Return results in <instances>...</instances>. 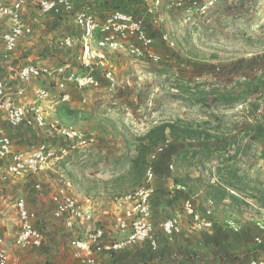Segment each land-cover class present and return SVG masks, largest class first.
<instances>
[{
  "label": "rangeland",
  "instance_id": "374dc122",
  "mask_svg": "<svg viewBox=\"0 0 264 264\" xmlns=\"http://www.w3.org/2000/svg\"><path fill=\"white\" fill-rule=\"evenodd\" d=\"M172 1L177 0H162V8L153 17H146V32L153 39L152 51L161 56L159 63L137 61L111 53L108 63L116 78L115 86L110 88L101 71L95 69L100 87L81 91L69 83L65 93L70 95V100L64 102L59 101V91L48 78L34 80L28 86L27 100H32L30 91L37 87L48 90L49 97L43 107L49 121L75 128L94 138L95 142L89 147H77L64 160L38 175L13 179L0 172V236L9 248L8 264H79L72 259L66 245L67 232L51 219L50 195L60 188L87 205L94 213L97 225L102 224L113 236L116 231L115 199L134 190L144 178L149 153L141 167L134 164L137 140L164 122L181 120L185 124L200 126L210 130V134L221 142L228 141L229 146L193 157L190 153L204 142L172 141L153 164L155 178L170 176L174 179L198 174L203 175L207 182L218 183L231 169L241 179L240 189L249 197L235 203L234 209L218 204L211 229L215 235H209L202 241L193 239L191 234L198 231L193 230L187 221L181 234L173 242L166 240L161 247V258L177 252L166 264H196L199 249L214 250L218 254L217 259H211L207 264H229L222 258L228 250L239 245V241L224 220L233 219L241 224L242 229V224L255 226V218L264 214V133L258 142L253 140L254 133L245 131L247 126L252 129L257 121L264 125V121L261 113L257 112V102L252 98L249 102L246 100L251 96L244 94V81L234 78L239 73L249 74L252 71L250 65H236L229 61L235 57L229 50L241 48L247 40L264 44L263 33L256 35L254 32L258 27L253 23L258 19L256 26L263 24L261 27H264V0H232L231 4L220 5L218 9L215 0H199L200 6L185 3L169 8ZM210 1L213 5L208 6ZM2 3L4 0H0ZM203 5L208 6L207 9L203 10ZM115 8L134 16H142L145 11L141 0H102L95 12L102 15ZM22 15L23 21L33 27V35L20 41L9 62H0V78L12 75L8 67L16 69L29 63L52 67L67 65L79 74L86 73L78 61V41L69 50L55 48L56 40L65 34L75 39L80 36L71 20L42 16L34 3L28 4ZM160 16H163L162 21L154 23ZM242 20H248L243 25L249 26V30L254 28L250 35L242 30ZM164 34L174 42V47L164 44L161 40ZM226 93L241 97L232 102L214 101L217 94ZM241 108L249 113H242ZM10 134L14 140L25 135L33 143L45 142L56 149L68 145L62 138L36 129L20 128ZM212 145L216 147L217 143ZM169 163L173 164L172 170L168 168ZM154 182V185L161 183L158 180ZM35 184L40 188L36 189ZM17 198L25 199L27 206L37 213L36 225L49 245L39 249L12 247L17 230L14 209ZM205 231L208 230L199 232ZM126 250L124 256L122 253L112 258L102 256L100 264H132L147 253H160L159 247L150 251L141 245ZM132 251L140 252V256L129 258L128 253ZM239 254L243 256L245 253L241 251Z\"/></svg>",
  "mask_w": 264,
  "mask_h": 264
},
{
  "label": "built area",
  "instance_id": "2783aa9c",
  "mask_svg": "<svg viewBox=\"0 0 264 264\" xmlns=\"http://www.w3.org/2000/svg\"><path fill=\"white\" fill-rule=\"evenodd\" d=\"M141 1L145 6L142 16H134L118 8L98 15L95 8L102 0H4L0 4V62H9L20 41L33 35V27L23 21L22 14L28 4L34 3L42 16L73 22L80 36L75 39L74 36L65 34L56 40L55 48L69 50L78 41V61L81 68L86 70V73L79 74L67 65L52 67L33 63L22 64L16 69L8 67L12 75L0 78V172L3 171L13 179L38 175L64 160L77 147L94 144V138L79 130L49 121L43 107L44 101L49 97L48 90L37 87L30 91L32 100H27L28 86L34 80L48 78L59 91V101L64 102L70 100V95L65 93L69 83L81 91L100 87L94 74L95 69L101 71L102 78L110 88L115 86L116 78L108 63L111 53L137 61L159 63L161 56L152 51L153 39L148 36L145 26L146 17H153L162 8V0ZM185 3L200 6L199 0H177L169 3L168 7H180ZM211 5L212 1L208 3V6ZM208 6L203 5L201 8L205 10ZM161 21L156 18L154 23ZM161 40L168 47H174V42L166 34L161 36ZM82 101L85 102V99ZM20 128L48 132L62 138L68 145L66 148L56 149L51 144L40 142L30 150H17L10 133ZM171 142L166 137L149 153L142 183L115 199L116 231L113 236L102 224L97 225L92 210L67 190L60 188L50 195L51 219L67 232L66 245L70 248L73 260L79 264H100L102 256H111L136 245H144L150 251H155L159 245V231L169 242H173L181 234L183 215H174L157 225L153 222L151 212L155 181L153 164ZM168 168L172 170L173 164L169 163ZM175 187L186 191L183 185L176 184ZM35 188L39 189L40 185L35 184ZM214 205L212 200H207L205 207L199 211L191 199L184 200V215L189 218L193 230H211L214 227ZM14 209L17 230L12 247L39 249L49 245L36 225L37 213L27 206L25 199L17 198ZM254 222L259 230L264 231V214L255 218ZM224 223L235 234L241 230V224L233 219L227 218ZM254 243L257 246L256 255L248 264H264V239L256 237ZM9 260V248L0 236V264H8ZM151 264H157V261Z\"/></svg>",
  "mask_w": 264,
  "mask_h": 264
},
{
  "label": "crops",
  "instance_id": "0c3cea01",
  "mask_svg": "<svg viewBox=\"0 0 264 264\" xmlns=\"http://www.w3.org/2000/svg\"><path fill=\"white\" fill-rule=\"evenodd\" d=\"M231 2L232 0H215V7L216 9H218L220 5H226V4L229 5L231 4ZM160 19L162 20L163 16H160ZM247 21L248 20H242L241 24H242V27H244L242 28V30L244 31V33H248L250 35L251 34L250 32L254 31L253 30L254 28L252 27L251 30H249L248 29L249 26L248 27L246 25L244 26L243 25L244 22H247ZM253 23L255 24V27H258L257 28L258 30H256L254 33L259 36H261L263 33V37H264V27H261V25L263 24H259L260 26H256L259 23L258 19H254ZM157 24H159V22ZM246 42L247 43L243 44L241 48L229 50L230 55L232 57L235 56L233 58H230L229 61L230 63L232 62L236 65L238 64L242 66H244L245 64L250 65L252 71L249 72V74L239 73V74H236L234 78L235 80L241 79L244 82H252L253 86L257 85L259 86V89L263 90V96H261L259 92L255 95H252L251 97H247L246 100L249 102L250 101L249 98H252L257 102V109H258L257 112L261 113V116L263 117V121H264V88L261 86L262 84L264 85V44L252 43L250 40H247ZM233 90L235 89L233 88ZM241 111L242 113H245V114L249 113L248 111L244 112L243 108H241ZM245 131L248 133L249 132L254 133L255 136L253 140H257L258 142H260L261 136L264 133V125L262 124V122L257 121L256 125L253 126L252 129H250V126H247ZM248 137L249 136H247V138H245L244 140L246 141ZM13 141H14L15 148L17 150H30L31 148L37 145V143H33L31 139H29V137L25 135L21 136L20 138L19 137L16 138V140L13 139ZM15 141H16V144H15ZM199 176H201V178H203L204 180L206 179L203 175H198V174L195 176L188 174V176H179L177 178L183 181L185 179H188L186 181L188 185H185V184L183 185V183H177V185H183L186 188L185 192L177 190V188L175 187L176 184L173 181L175 178L173 179V177L161 176V177L155 178L156 181L158 180L159 182H161L159 185L157 184L153 185V194L151 198L152 219L155 224L158 225L159 223L163 222L165 219L170 218L177 214L183 215V218L181 221L182 227L185 226V223L187 221L190 222L189 218L184 215V211H183V202L186 199H191L193 204L197 207L199 211H202V209L205 207L207 200H212L215 204L214 205L215 208L218 206V204L213 199L205 195V191L203 187H196V188H193L192 190H189V185H191L192 180L198 178ZM234 191L235 192H232V191L230 192L233 194L235 193V196L238 197V200L237 199L230 200L228 197H226V199H224L220 204H223V206L227 208L229 207V208L234 209L235 203H238L239 200L245 201L246 200L245 198H249L246 194H244L245 192H243L242 189L240 190L235 189ZM191 235L192 237H194L193 238L194 240L202 241L206 239V237L209 235L210 236L215 235V233L212 230H208V231H205V233L198 231V233L196 232ZM234 236L239 241V245H235L232 250H228V252L225 253L226 256H224V258L222 259L223 261L226 260L227 262H229V264H248L250 259L256 255L257 246L254 243V239L256 237L264 238V231L259 230L257 227L255 228V226L253 225L248 224L244 226V224H242V229L240 230V232L236 233V235L234 234ZM166 240H167L166 237H164L161 234L159 236V245H158L160 249V253H158V255H151L150 253H147L144 256V258H139L138 260H135V262L132 264H142L140 261L146 262L147 264H151L155 261H157V264L159 263L166 264V261H168L169 258L172 259L177 255V252H174V253L169 254V257L168 255L165 254L163 258H161L160 256V254H162L161 247L165 245ZM52 243H54V240L52 241ZM141 246H144V245H141ZM241 251H244V253L247 255L245 256L244 254L243 256L245 257L240 256L239 253ZM51 252L52 251L50 250V253ZM126 252L127 250H123L114 255H111V258L115 256L117 257L121 253H122L121 255L124 256ZM53 254L55 255V253ZM128 254H129V258L133 256L137 258L140 256V252H136V251L129 252ZM150 255H151V258H150ZM214 258L216 259L218 258V254L216 253V251L207 250V249H203V250L199 249L198 253H196V264H207L209 260L214 259ZM147 260L149 261L147 262Z\"/></svg>",
  "mask_w": 264,
  "mask_h": 264
},
{
  "label": "trees",
  "instance_id": "16d2710c",
  "mask_svg": "<svg viewBox=\"0 0 264 264\" xmlns=\"http://www.w3.org/2000/svg\"><path fill=\"white\" fill-rule=\"evenodd\" d=\"M244 84H246V90L244 93L245 96H252L259 92L260 95L263 96V90L259 89V86H253L252 82H244ZM240 97L241 95L234 96L230 93L217 94L214 98V101L232 102L240 99ZM209 131L210 130L202 129L200 126L185 124L181 120H177L175 122H164L157 126H154L143 137L137 140V157L134 160V164L141 167L144 162L145 156L150 153L159 143L163 142L166 137L170 138L173 142L192 141L198 143L200 141H203V145L198 146L197 149L193 150V152L190 153L193 157L200 153L205 154L210 152L211 154L212 152H217L218 150H220V148H226L227 146H229L228 141L222 140L224 142H221V140L212 136ZM213 142L217 143L216 147L212 145ZM219 143H222V145H219ZM187 180L188 179H185L183 181L175 178L173 181L175 184L183 183V185H188L186 183ZM240 182L241 179L236 174V171L230 169L227 170L221 181H218V183L207 182L206 180L201 178V176L193 179L191 185H189V190H192L196 187H203L205 195L213 199L217 204H220L224 199H226V197H228L230 200H238V197L235 196V193L233 194L230 191L235 192V189L240 190Z\"/></svg>",
  "mask_w": 264,
  "mask_h": 264
}]
</instances>
